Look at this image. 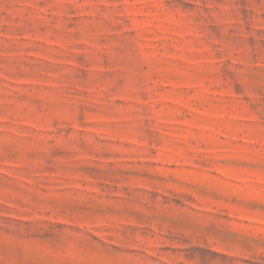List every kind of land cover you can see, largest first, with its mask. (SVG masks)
<instances>
[{"label": "rangeland", "instance_id": "rangeland-1", "mask_svg": "<svg viewBox=\"0 0 264 264\" xmlns=\"http://www.w3.org/2000/svg\"><path fill=\"white\" fill-rule=\"evenodd\" d=\"M0 264H264V0H0Z\"/></svg>", "mask_w": 264, "mask_h": 264}]
</instances>
